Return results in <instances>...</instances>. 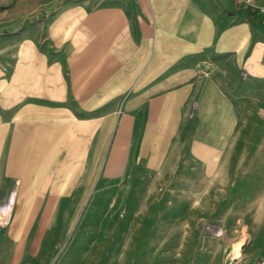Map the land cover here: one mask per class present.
Instances as JSON below:
<instances>
[{"label":"crops","instance_id":"crops-1","mask_svg":"<svg viewBox=\"0 0 264 264\" xmlns=\"http://www.w3.org/2000/svg\"><path fill=\"white\" fill-rule=\"evenodd\" d=\"M251 4L250 13L235 0H66L49 39H23L17 52L0 45V190L14 181L12 221L41 203L36 190L64 145L84 149L88 176L94 142L109 150L110 168L134 140L150 171L180 164L172 187L199 245L227 238L235 259L231 246L244 237L239 255L254 240L248 261L256 260L264 249V0ZM67 182L58 177L54 187Z\"/></svg>","mask_w":264,"mask_h":264},{"label":"rangeland","instance_id":"rangeland-1","mask_svg":"<svg viewBox=\"0 0 264 264\" xmlns=\"http://www.w3.org/2000/svg\"><path fill=\"white\" fill-rule=\"evenodd\" d=\"M65 1L0 0V45L12 42L17 52L23 39H49L52 16ZM235 3L253 11L251 0ZM124 143L120 162L108 168L109 150L94 142L88 176L80 166L86 164L84 149L64 145L50 165L51 179L36 190L41 203L28 207L29 219L12 221L14 181L0 190V228L15 227L24 234L7 237L0 230V264L14 259L15 264H250L254 240L239 255L244 241L239 237L231 246L235 259L228 255L227 238L206 237L209 244L199 245L197 226L182 219L181 189L172 187L182 178L180 164L168 174L150 171L133 153L134 140ZM58 177L71 186L54 187ZM18 244L22 253L15 252Z\"/></svg>","mask_w":264,"mask_h":264},{"label":"built area","instance_id":"built-area-1","mask_svg":"<svg viewBox=\"0 0 264 264\" xmlns=\"http://www.w3.org/2000/svg\"><path fill=\"white\" fill-rule=\"evenodd\" d=\"M251 264H264V249L262 250V254Z\"/></svg>","mask_w":264,"mask_h":264},{"label":"bare ground","instance_id":"bare-ground-1","mask_svg":"<svg viewBox=\"0 0 264 264\" xmlns=\"http://www.w3.org/2000/svg\"><path fill=\"white\" fill-rule=\"evenodd\" d=\"M236 245H238V244H236Z\"/></svg>","mask_w":264,"mask_h":264}]
</instances>
